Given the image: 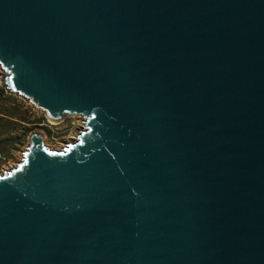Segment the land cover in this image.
<instances>
[{"label": "water", "instance_id": "water-1", "mask_svg": "<svg viewBox=\"0 0 264 264\" xmlns=\"http://www.w3.org/2000/svg\"><path fill=\"white\" fill-rule=\"evenodd\" d=\"M0 69L84 119L0 174V264H264V0H0Z\"/></svg>", "mask_w": 264, "mask_h": 264}, {"label": "rangeland", "instance_id": "rangeland-1", "mask_svg": "<svg viewBox=\"0 0 264 264\" xmlns=\"http://www.w3.org/2000/svg\"><path fill=\"white\" fill-rule=\"evenodd\" d=\"M8 93L9 94L6 95L4 99L0 100V111L2 112V114L13 115L14 120L20 122L21 117L18 113H23L29 118L26 119L29 122L21 121L20 124L24 125H20V127L28 126L34 128L28 133L26 137L22 138L18 135L19 133H21L20 129H18L19 133H17L15 129H10V131L8 132L9 135H7L6 133H4L2 136L0 135V140L2 141V144L0 143V148H5L4 151L0 149V172H5L8 168L20 162L18 160L21 156L23 158V152L30 142V135L32 132L39 131L44 134L45 142L50 145L65 146L66 143L74 140L77 137V134L82 130L81 127H84L82 126L84 124V119L81 115H75V117L70 118H68L67 116L63 121L60 122L51 121L46 117V122L38 126H33L34 124H32V121L37 120V118L39 117L46 116L45 112L41 109L36 108L23 96L16 93ZM31 109L32 112H26ZM72 120L75 121L74 125L71 123ZM3 124L5 125L6 122L3 121L2 123H0V128H3ZM16 126L17 125H15V128ZM8 137L10 141L7 143L6 139H8ZM6 148H8L9 150Z\"/></svg>", "mask_w": 264, "mask_h": 264}, {"label": "trees", "instance_id": "trees-1", "mask_svg": "<svg viewBox=\"0 0 264 264\" xmlns=\"http://www.w3.org/2000/svg\"><path fill=\"white\" fill-rule=\"evenodd\" d=\"M2 74H3V72L0 70V79H1ZM8 94L9 93L7 92L6 88L0 83V100L4 99L5 96L8 95ZM29 111L32 112V109L31 110H28L26 112H29ZM18 114L20 115V117H21L20 120L22 122L23 121L29 122L28 120H26V119H29V118L25 114H23V113H18ZM46 119H47L46 116L39 117V118H37V120L32 121V124H34L33 126H38V125L46 122ZM3 121H5L6 124L5 125L3 124V128H0V135L1 136L4 133H6L7 135H9L8 132L10 131V129H15L17 131V133H19L18 129H20L21 130V133H19L18 135L22 138V137H26L28 135V133L34 128V127H28V126H22V127H20V125H24V124H20L21 121L20 122L19 121H15L13 115H4L0 111V123H2ZM15 125H17L16 128H15ZM9 141L10 140H9V137H8V139H6V142L8 143ZM0 143L2 144V141L1 140H0ZM0 149L3 150V151L5 150V148H2V147ZM6 149H8V148H6Z\"/></svg>", "mask_w": 264, "mask_h": 264}, {"label": "bare ground", "instance_id": "bare-ground-1", "mask_svg": "<svg viewBox=\"0 0 264 264\" xmlns=\"http://www.w3.org/2000/svg\"><path fill=\"white\" fill-rule=\"evenodd\" d=\"M82 126H84V124L82 125ZM81 129H83V127H81ZM78 135V134H77ZM77 140V137L74 139V140H71V141H69L68 143H71V142H75ZM49 147H51L52 149H57V150H61L63 147H64V145L63 146H53V145H50V144H48V143H46ZM22 160V156L20 157V159L18 160V161H21ZM16 165H13V166H11L10 168H8L6 171H8V170H10V169H12V168H14ZM4 172H0V174H3Z\"/></svg>", "mask_w": 264, "mask_h": 264}, {"label": "built area", "instance_id": "built-area-1", "mask_svg": "<svg viewBox=\"0 0 264 264\" xmlns=\"http://www.w3.org/2000/svg\"><path fill=\"white\" fill-rule=\"evenodd\" d=\"M70 117H75V115L68 116V118H70ZM71 123L74 125V124H75V121H74V120H72V121H71Z\"/></svg>", "mask_w": 264, "mask_h": 264}, {"label": "flooded vegetation", "instance_id": "flooded-vegetation-1", "mask_svg": "<svg viewBox=\"0 0 264 264\" xmlns=\"http://www.w3.org/2000/svg\"><path fill=\"white\" fill-rule=\"evenodd\" d=\"M44 136V134H42ZM45 138V137H44Z\"/></svg>", "mask_w": 264, "mask_h": 264}]
</instances>
